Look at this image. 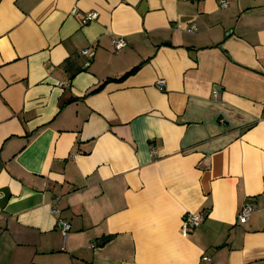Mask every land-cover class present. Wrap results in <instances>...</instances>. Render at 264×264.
I'll return each mask as SVG.
<instances>
[{
	"label": "crops",
	"instance_id": "0c3cea01",
	"mask_svg": "<svg viewBox=\"0 0 264 264\" xmlns=\"http://www.w3.org/2000/svg\"><path fill=\"white\" fill-rule=\"evenodd\" d=\"M228 2L0 0V264H264V0Z\"/></svg>",
	"mask_w": 264,
	"mask_h": 264
},
{
	"label": "built area",
	"instance_id": "2783aa9c",
	"mask_svg": "<svg viewBox=\"0 0 264 264\" xmlns=\"http://www.w3.org/2000/svg\"><path fill=\"white\" fill-rule=\"evenodd\" d=\"M221 4H222V7H227L229 5V2H228V0H221ZM78 12H79V9L74 8L72 10L71 14L76 15V14H78ZM98 18H99V13L96 11H92V12L86 13L82 22H83V24H88L92 21H96ZM194 30H196L195 27L192 28L191 31H194ZM127 45H128L127 41L123 38H119V39H116L114 41V46H115L116 51H121ZM83 53L85 55H88L89 50H85V51H83ZM158 86L161 90H164L165 89V81L164 80L159 81ZM255 210H256V208L252 205H248V204L244 205L241 209V212H240V216H239L240 221L242 223L248 222L250 220L251 216L253 215V213L255 212ZM204 219H205V216L202 212L189 213L183 222V227H182L183 234L185 236L190 235L194 230H196L197 228H199L203 224ZM60 226L62 228L64 236L66 237L68 231L71 228V225L68 222L61 220Z\"/></svg>",
	"mask_w": 264,
	"mask_h": 264
},
{
	"label": "trees",
	"instance_id": "16d2710c",
	"mask_svg": "<svg viewBox=\"0 0 264 264\" xmlns=\"http://www.w3.org/2000/svg\"><path fill=\"white\" fill-rule=\"evenodd\" d=\"M140 68H141V66L136 67L135 69L131 70V71L128 72L126 75H124L122 78H119V79H109V80H107L104 84H102L100 87H98V88H97L96 90H94L92 93H97V92L103 90L104 87L106 86V84H108L109 82H113V81L121 82V81H124L125 79H127V78L130 77L131 75L135 74Z\"/></svg>",
	"mask_w": 264,
	"mask_h": 264
}]
</instances>
